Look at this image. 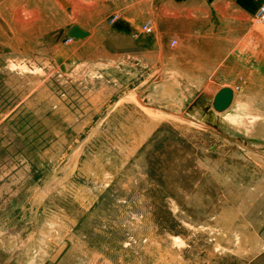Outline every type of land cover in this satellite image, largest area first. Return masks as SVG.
<instances>
[{
	"label": "rangeland",
	"instance_id": "rangeland-1",
	"mask_svg": "<svg viewBox=\"0 0 264 264\" xmlns=\"http://www.w3.org/2000/svg\"><path fill=\"white\" fill-rule=\"evenodd\" d=\"M211 7L0 0V264H264V17Z\"/></svg>",
	"mask_w": 264,
	"mask_h": 264
},
{
	"label": "crops",
	"instance_id": "crops-1",
	"mask_svg": "<svg viewBox=\"0 0 264 264\" xmlns=\"http://www.w3.org/2000/svg\"><path fill=\"white\" fill-rule=\"evenodd\" d=\"M220 3V6L223 8H221V15L228 20L230 18H232V16L230 15L231 13L228 12V8L232 9L233 11L236 12V14L239 16V18H242L241 21H243V27H241V29L239 28L237 30V36L238 39L237 41H244L245 39L248 40L249 37L252 38V40H254V31H253V26L249 24V22H252V18L254 17V15L256 14L259 6H260V0H218ZM208 2L210 3V6H212L211 8H215L214 5L217 4V0H208ZM225 8V11H224ZM237 19V17H235ZM234 18V19H235ZM237 20H240V19ZM240 24V22H238ZM222 32V31H221ZM220 32V40H221V44L219 46V51L217 54L214 55H207V57L212 58L214 57L215 60L211 62H213V64L217 63L218 65H227V58L229 56H234L236 58L238 57H242L243 56V45L241 44V50H236L235 53H233V49L232 52H228V46L226 44L222 45V42L224 41H229L231 39L228 38V34H222ZM240 35V38H239ZM236 40V39H235ZM216 47V46H214ZM205 51L208 49L210 51H213V47L211 48V46H205ZM206 56V55H205ZM237 66H239V69H237V71L243 72V63L241 61H236L235 63ZM178 72H170V77L173 78H178ZM168 74V73H166ZM168 74V75H169ZM163 77H165L163 75ZM179 82L182 80L181 78H178ZM183 82V81H181Z\"/></svg>",
	"mask_w": 264,
	"mask_h": 264
},
{
	"label": "water",
	"instance_id": "water-1",
	"mask_svg": "<svg viewBox=\"0 0 264 264\" xmlns=\"http://www.w3.org/2000/svg\"><path fill=\"white\" fill-rule=\"evenodd\" d=\"M62 4L64 2L62 1ZM233 99V92L230 88L224 87L221 88L216 92V94L213 96L211 102L207 101L203 95H200L198 98L194 100L192 103V106H200L203 113L207 115H211V110L216 113H222L225 110L228 109Z\"/></svg>",
	"mask_w": 264,
	"mask_h": 264
},
{
	"label": "built area",
	"instance_id": "built-area-1",
	"mask_svg": "<svg viewBox=\"0 0 264 264\" xmlns=\"http://www.w3.org/2000/svg\"><path fill=\"white\" fill-rule=\"evenodd\" d=\"M262 17H264V0L260 4V6H259V8H258V10H257V12L255 14V19H256L257 22H259Z\"/></svg>",
	"mask_w": 264,
	"mask_h": 264
},
{
	"label": "bare ground",
	"instance_id": "bare-ground-1",
	"mask_svg": "<svg viewBox=\"0 0 264 264\" xmlns=\"http://www.w3.org/2000/svg\"><path fill=\"white\" fill-rule=\"evenodd\" d=\"M64 5H66V3L64 2Z\"/></svg>",
	"mask_w": 264,
	"mask_h": 264
}]
</instances>
